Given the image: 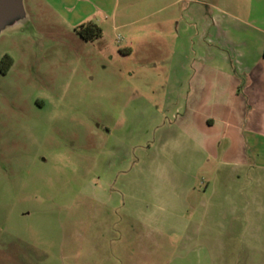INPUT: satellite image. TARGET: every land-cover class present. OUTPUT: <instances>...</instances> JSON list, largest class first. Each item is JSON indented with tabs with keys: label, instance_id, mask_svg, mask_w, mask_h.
I'll use <instances>...</instances> for the list:
<instances>
[{
	"label": "rangeland",
	"instance_id": "374dc122",
	"mask_svg": "<svg viewBox=\"0 0 264 264\" xmlns=\"http://www.w3.org/2000/svg\"><path fill=\"white\" fill-rule=\"evenodd\" d=\"M22 2L0 30V264H264V171L226 187L173 152L192 19L223 2L263 39L264 0Z\"/></svg>",
	"mask_w": 264,
	"mask_h": 264
},
{
	"label": "crops",
	"instance_id": "0c3cea01",
	"mask_svg": "<svg viewBox=\"0 0 264 264\" xmlns=\"http://www.w3.org/2000/svg\"><path fill=\"white\" fill-rule=\"evenodd\" d=\"M222 3L201 4L185 65L173 74V152L192 151L196 171L212 169L220 184L252 191L264 171V38Z\"/></svg>",
	"mask_w": 264,
	"mask_h": 264
},
{
	"label": "trees",
	"instance_id": "16d2710c",
	"mask_svg": "<svg viewBox=\"0 0 264 264\" xmlns=\"http://www.w3.org/2000/svg\"><path fill=\"white\" fill-rule=\"evenodd\" d=\"M75 31L82 40L87 42L97 40L102 36L101 28L96 23L93 22L81 24L78 27H76ZM263 57H264V53H263ZM1 64L6 65V68L8 69L12 64V60L8 55H5L1 61Z\"/></svg>",
	"mask_w": 264,
	"mask_h": 264
},
{
	"label": "water",
	"instance_id": "95a60500",
	"mask_svg": "<svg viewBox=\"0 0 264 264\" xmlns=\"http://www.w3.org/2000/svg\"><path fill=\"white\" fill-rule=\"evenodd\" d=\"M21 14H23L22 0H0V30Z\"/></svg>",
	"mask_w": 264,
	"mask_h": 264
}]
</instances>
